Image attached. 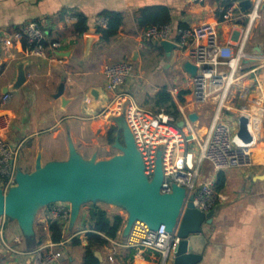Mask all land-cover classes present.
I'll return each mask as SVG.
<instances>
[{
	"label": "crops",
	"instance_id": "obj_1",
	"mask_svg": "<svg viewBox=\"0 0 264 264\" xmlns=\"http://www.w3.org/2000/svg\"><path fill=\"white\" fill-rule=\"evenodd\" d=\"M241 1L238 0L234 18L225 20L230 0H0V114L7 113L12 117L8 141L12 145H21L20 155L25 150L31 158L28 161L30 169L25 171L35 169L40 153L43 163L59 159L52 151L46 154V134L52 133L53 139L63 136L66 156L59 159L63 160L69 157V137L75 145L82 144L79 151L85 157L97 152L93 149L90 156L82 152L81 147L89 143L80 134L79 126L94 130L97 124H103L107 130L111 127L118 130L114 116L99 115L100 106L111 93L102 92L98 107L94 109L89 104L88 91L93 86H99L103 91L106 85L104 68L120 60H132L138 66L134 77L128 80L124 88L140 105L149 108L146 106L149 96L164 86L169 91L176 87L177 93L171 94L181 111V118L186 121L185 127H192L199 136L205 134L214 119L221 94L214 91L204 102L195 99L190 78L182 69L187 54L177 46L168 54L156 41L147 40L145 30L148 26L141 21V10L153 6L167 7L171 13L170 25L175 31L174 37L183 26L192 28L203 23H216L221 43H229L236 54L239 50L243 52L240 61L236 60V72L223 102L221 116L233 125L235 134L239 128V118L242 115L249 118V129L254 136V153L253 163L249 167L214 172L205 163L206 173L215 179L219 200L214 206L213 222L204 226L208 244L202 260L197 264H264V7L256 22L249 26ZM105 11L119 12L123 16L117 34L106 41L98 32L102 27L98 25L100 19L107 20L103 28L108 25V18L103 15ZM78 14L88 19L87 33L74 32ZM30 21L40 23L44 30V49L39 55L33 53L32 49L24 48L23 40L15 37V33ZM88 36H92L89 44ZM7 38L12 39L11 45L5 43ZM54 41L60 42V46L53 47ZM149 53L162 56L164 66L174 68L176 73L164 75V81L152 79L145 83L144 76L138 70ZM255 58L257 60L253 61ZM22 64L26 81L18 89L9 90L12 97L3 104L4 89L15 83ZM63 81L65 95L73 98L66 107L60 98L54 97ZM141 82L150 84L151 88L144 91L148 87ZM183 91H187L183 95L185 101L180 102L178 94ZM77 108L84 114L82 119L85 123L73 127L67 123L64 126V122L77 116L74 112ZM191 112L198 115L195 122L188 118ZM107 130L105 140L109 145ZM17 168H21L19 158ZM220 183L222 187L218 190ZM89 207L83 206L73 229H70L69 222L64 227L65 239L54 247L63 251V259L57 264H83L84 247L88 241L86 230L80 229L81 217ZM51 208L52 204L41 209L40 212H43L38 213L35 222L36 231L45 235L41 245L53 242L48 228ZM107 208H116L125 218L119 239L116 240L122 242L127 238L122 234L127 214L121 208L111 205H107ZM5 227H8L6 232L3 230ZM75 236H79L81 244L72 243ZM37 247L28 246V239L17 221L0 217V264H34L33 250ZM114 249L120 253V260L125 264L160 262L158 254L146 251L143 258L132 257V249L116 247L111 241L110 245L99 250L105 263H109L106 260Z\"/></svg>",
	"mask_w": 264,
	"mask_h": 264
},
{
	"label": "built area",
	"instance_id": "obj_2",
	"mask_svg": "<svg viewBox=\"0 0 264 264\" xmlns=\"http://www.w3.org/2000/svg\"><path fill=\"white\" fill-rule=\"evenodd\" d=\"M238 0H230L226 7L225 20L234 18V10ZM264 0H251V7L244 16L252 26L260 16ZM107 20L100 19L98 25L106 26ZM174 29L170 24L152 25L145 30V38L153 41L169 40L187 54L185 60H190L197 66L196 75H188L192 83L193 95L197 101H206L212 92L221 94L218 109L214 119L205 134H195L192 127H181L180 120L164 109L155 112L140 105L124 88L125 84L135 75L132 60H120L104 68L106 77L105 89L111 96L100 106L99 115L124 116L134 136L136 145L142 154L145 173L152 178L156 169L157 153L162 150L164 179L162 193L173 191L177 184L186 189L185 204L192 201L193 205L202 211L214 209L219 194L216 190L215 179L206 173L205 163L214 172L233 167H249L253 163L252 144H241L236 140L234 127L222 118L223 102L228 95L237 62L243 56L239 50L236 54L231 46L220 41L216 23H203L192 28L180 29L174 37ZM17 39L27 38L33 45L35 54H42L44 49V30L40 23L30 21L21 31L15 33ZM7 45L12 39L5 40ZM53 47H59L60 42H52ZM177 88L170 90L177 93ZM11 92L3 94L2 103L11 99ZM12 124V117L7 113L0 114V186L8 189L16 183L17 161L21 145H12L7 138ZM176 152V154H175ZM193 196L191 200L190 197ZM71 205L68 202L52 204L50 219L60 221L64 227L69 222ZM116 247L134 249L135 257L143 258L146 251L158 254L159 264H173L176 247L181 241L177 228L172 232L165 225L151 229L148 224L137 220L134 222L128 237L122 241L111 240ZM62 243V242H61ZM61 243H48L33 250L34 264H57L63 252L54 247ZM114 249L109 255V263L116 264Z\"/></svg>",
	"mask_w": 264,
	"mask_h": 264
},
{
	"label": "water",
	"instance_id": "obj_3",
	"mask_svg": "<svg viewBox=\"0 0 264 264\" xmlns=\"http://www.w3.org/2000/svg\"><path fill=\"white\" fill-rule=\"evenodd\" d=\"M240 5L243 11L247 12L251 7V0H242ZM87 39L89 44L92 36ZM156 44L162 46L168 54L176 48V44L169 40L156 41ZM182 69L192 76L197 73V66L190 60L183 62ZM25 81L26 73L22 64L17 80L12 87L5 88L4 92L18 89ZM101 93L99 86H93L88 91L89 104L94 109L98 107ZM54 97L60 98L64 107L73 100L65 95L64 81L59 85ZM188 118L195 122L198 115L191 112ZM114 120L118 133L112 145L120 151L119 153L104 159L98 158V152L91 157H85L69 137L70 153L67 159H53L43 163L40 153L34 170L25 171L18 168L16 183L8 189L0 186V217L5 216L17 221L23 235L28 240H35V222L44 207L58 202L70 203L69 227L73 229L85 204L104 203L126 212L122 231L124 237H128L137 220L145 222L151 229H157L162 224L170 232L177 228L181 241L176 247L173 264L199 263L208 244L204 226L213 222L215 210H199L192 201L185 204L186 189L177 184L173 185L172 192L162 193V150L157 153L156 169L150 178L145 173L142 154L125 117H115ZM249 122L246 115L239 118L235 137L241 144H252L254 141ZM185 124L183 119L178 122L181 127ZM190 199L192 200L193 196ZM95 254L103 262L100 251L96 250Z\"/></svg>",
	"mask_w": 264,
	"mask_h": 264
},
{
	"label": "trees",
	"instance_id": "obj_4",
	"mask_svg": "<svg viewBox=\"0 0 264 264\" xmlns=\"http://www.w3.org/2000/svg\"><path fill=\"white\" fill-rule=\"evenodd\" d=\"M108 18L107 27L99 28L102 39L109 40L117 34L118 29L122 23L123 16L119 12L105 11L103 14ZM223 17L220 19L222 20ZM88 19L83 14H78L77 22L74 25V32L77 34H84L88 32ZM141 21L147 26L152 25H167L171 22V13L165 6H153L147 7L141 10ZM183 26V25H182ZM186 27L183 26L182 29ZM24 48L31 49V45L27 38L23 39ZM187 91L179 92L178 100L184 102V94ZM146 106L155 112H159L162 109L174 114L177 118H181V111L175 101L173 95L169 91L167 86L162 87L154 95L149 96L146 100ZM109 143L113 144L115 141V128L112 129L108 136ZM222 183L218 186V190L221 189ZM124 216L119 213L116 208L108 209L104 203H91L90 207L86 211V214L81 217V228L86 230V237L88 244L84 247V259L83 264H112L103 263L95 254L96 250H103L105 246L110 245L111 240L119 239V231L124 223ZM48 228L51 232V239L54 243H59L65 239L64 225L58 220L49 219ZM45 239V235L36 231L35 240H28V246L30 248L40 246ZM74 245L81 244L79 236L72 238ZM134 256V249H132V257ZM120 253H116L115 260L120 264H125L120 260Z\"/></svg>",
	"mask_w": 264,
	"mask_h": 264
},
{
	"label": "rangeland",
	"instance_id": "obj_5",
	"mask_svg": "<svg viewBox=\"0 0 264 264\" xmlns=\"http://www.w3.org/2000/svg\"><path fill=\"white\" fill-rule=\"evenodd\" d=\"M136 67L138 66L134 62L135 72H137ZM138 73L144 76V82L146 83L147 80H152V79L157 80V82L164 81L163 79L164 75L165 76L169 74L174 75L176 71L174 70V68H171V67L167 68L164 66L162 56H160L159 54H155V53H149L147 58L145 59V63L138 70ZM144 82H141V84L144 85L145 84ZM145 87H148V88H145L144 91H147L148 89L151 88L150 84L146 85ZM9 106H11V104H9ZM74 112H75V115L77 116L70 119L69 122H64L63 124L64 126L67 125V123L70 125V127L82 125L83 123H85L83 122V119H82V116L84 114L81 112V110L77 108ZM103 126H104L103 124H100V125L97 124L94 130H90L84 126H79L80 134L84 136L85 138H87V143L90 144V145L88 144V145L81 147L82 152L86 156H90V153L93 151V149H95L98 152L99 159L109 158L120 152L118 149L114 148L112 144L106 145L105 131L107 130V126L105 127ZM62 137L58 139H53L52 133L46 134L45 136L46 141L44 143L46 146V154L47 152L52 151L54 153L53 155L55 156V158H59V159L65 158L66 145ZM80 145L82 144L76 143V147L78 150H80ZM26 153L27 152L24 150L19 156V167H21L24 170H27V169L29 170L30 166H28V161L31 160V158H29V156ZM46 154L44 156V159L47 158ZM90 205L91 203H88V204H85L84 207L86 206L89 207ZM42 212L43 211H41L40 214ZM3 230L6 232L8 230V227H5ZM56 250L62 251L61 248L56 249ZM62 259L63 258H61L60 260ZM106 262H109V260H106ZM103 263H105L104 260H103ZM169 264L171 263L169 262Z\"/></svg>",
	"mask_w": 264,
	"mask_h": 264
},
{
	"label": "flooded vegetation",
	"instance_id": "obj_6",
	"mask_svg": "<svg viewBox=\"0 0 264 264\" xmlns=\"http://www.w3.org/2000/svg\"><path fill=\"white\" fill-rule=\"evenodd\" d=\"M112 127L111 128H109L108 130H107V136H109V134L111 133V131H112ZM117 133H118V130L117 131H115V137H116V135H117Z\"/></svg>",
	"mask_w": 264,
	"mask_h": 264
},
{
	"label": "bare ground",
	"instance_id": "obj_7",
	"mask_svg": "<svg viewBox=\"0 0 264 264\" xmlns=\"http://www.w3.org/2000/svg\"><path fill=\"white\" fill-rule=\"evenodd\" d=\"M201 136V135H200ZM254 153V152H253Z\"/></svg>",
	"mask_w": 264,
	"mask_h": 264
}]
</instances>
